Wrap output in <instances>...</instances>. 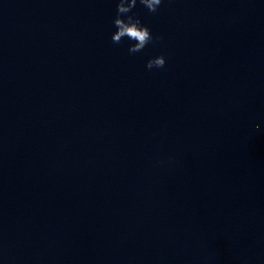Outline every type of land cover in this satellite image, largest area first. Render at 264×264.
Here are the masks:
<instances>
[{
    "label": "clouds",
    "instance_id": "1",
    "mask_svg": "<svg viewBox=\"0 0 264 264\" xmlns=\"http://www.w3.org/2000/svg\"><path fill=\"white\" fill-rule=\"evenodd\" d=\"M139 2L149 12L154 13L158 10L162 0H139ZM136 4L137 0H117L116 15L113 18V26L116 30L112 33L111 40L115 44L121 43L125 38L134 41L128 47L129 53L140 52L153 41L151 30L142 24L141 20L132 12ZM165 63V57L160 55L149 59L146 67L148 69L162 68ZM256 127L259 128V125Z\"/></svg>",
    "mask_w": 264,
    "mask_h": 264
}]
</instances>
